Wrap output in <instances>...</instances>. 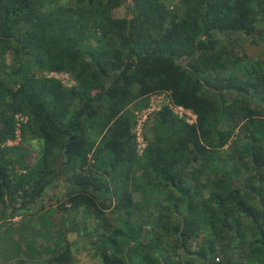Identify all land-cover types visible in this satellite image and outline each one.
Instances as JSON below:
<instances>
[{
    "label": "trees",
    "instance_id": "trees-1",
    "mask_svg": "<svg viewBox=\"0 0 264 264\" xmlns=\"http://www.w3.org/2000/svg\"><path fill=\"white\" fill-rule=\"evenodd\" d=\"M126 1L132 17L124 0H0V241L63 188L100 264H264V58L238 53L264 41V0ZM162 93L197 120L163 106L140 153L136 113ZM56 235L19 264H81Z\"/></svg>",
    "mask_w": 264,
    "mask_h": 264
},
{
    "label": "rangeland",
    "instance_id": "rangeland-1",
    "mask_svg": "<svg viewBox=\"0 0 264 264\" xmlns=\"http://www.w3.org/2000/svg\"><path fill=\"white\" fill-rule=\"evenodd\" d=\"M180 1L172 0L171 5L174 6ZM129 3V1L126 3L128 7ZM126 14V10L121 9L115 15L122 18ZM238 53L240 56L245 53L251 58H264V41L257 40L255 43L252 39H244L243 50L241 52L239 50ZM60 80L66 86L72 85V78L67 75L60 76ZM63 192L64 189L60 188L52 198L45 200L47 211L44 214H49H46L44 219L37 216L32 219L17 217L9 222L11 232L0 241V264H19L23 260L47 261L53 252L59 250L56 233L63 224L71 240L76 242V246L82 251L79 254L81 264H100L98 260H92L87 252H84L88 242L84 240L86 237L81 217L76 212L60 210L56 204V200L61 198ZM3 222L7 221L0 220V224Z\"/></svg>",
    "mask_w": 264,
    "mask_h": 264
},
{
    "label": "built area",
    "instance_id": "built-area-1",
    "mask_svg": "<svg viewBox=\"0 0 264 264\" xmlns=\"http://www.w3.org/2000/svg\"><path fill=\"white\" fill-rule=\"evenodd\" d=\"M63 75H67V77L72 78L70 77L71 75L68 73L50 74L51 77L57 78L59 80H60V76ZM73 85H75V81L72 78V85H70V87ZM163 106H169L178 117L185 119L190 124H194L197 120L196 115L191 110L186 109L182 106H177L172 104L168 93L152 95L150 97L149 106L137 111L136 113V124L134 127V134L136 135L137 138L138 149L140 153H143L147 147V142L143 135L144 127L147 121L153 116V114L159 111ZM10 144H12V142H10Z\"/></svg>",
    "mask_w": 264,
    "mask_h": 264
},
{
    "label": "water",
    "instance_id": "water-1",
    "mask_svg": "<svg viewBox=\"0 0 264 264\" xmlns=\"http://www.w3.org/2000/svg\"><path fill=\"white\" fill-rule=\"evenodd\" d=\"M126 3L128 2V1H126V0H124ZM130 2V1H129ZM129 8H130V16L129 17H132V10H131V3H129Z\"/></svg>",
    "mask_w": 264,
    "mask_h": 264
}]
</instances>
